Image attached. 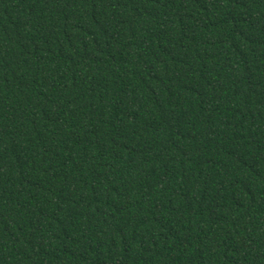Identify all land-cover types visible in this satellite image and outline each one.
Instances as JSON below:
<instances>
[{"label": "trees", "instance_id": "16d2710c", "mask_svg": "<svg viewBox=\"0 0 264 264\" xmlns=\"http://www.w3.org/2000/svg\"><path fill=\"white\" fill-rule=\"evenodd\" d=\"M0 264H264V0H0Z\"/></svg>", "mask_w": 264, "mask_h": 264}]
</instances>
